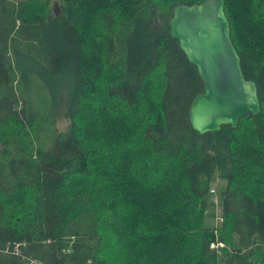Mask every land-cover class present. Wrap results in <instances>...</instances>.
Segmentation results:
<instances>
[{
	"label": "trees",
	"instance_id": "16d2710c",
	"mask_svg": "<svg viewBox=\"0 0 264 264\" xmlns=\"http://www.w3.org/2000/svg\"><path fill=\"white\" fill-rule=\"evenodd\" d=\"M196 1L0 0V264H264V0L223 4L261 108L204 133L167 23Z\"/></svg>",
	"mask_w": 264,
	"mask_h": 264
},
{
	"label": "water",
	"instance_id": "95a60500",
	"mask_svg": "<svg viewBox=\"0 0 264 264\" xmlns=\"http://www.w3.org/2000/svg\"><path fill=\"white\" fill-rule=\"evenodd\" d=\"M225 0L179 2L171 7L170 35L190 64L197 66L202 91L190 100L189 126L199 133L217 130L222 123L235 127L242 114L261 106L256 81L242 73L239 52L229 35Z\"/></svg>",
	"mask_w": 264,
	"mask_h": 264
},
{
	"label": "rangeland",
	"instance_id": "374dc122",
	"mask_svg": "<svg viewBox=\"0 0 264 264\" xmlns=\"http://www.w3.org/2000/svg\"><path fill=\"white\" fill-rule=\"evenodd\" d=\"M58 9V6L55 4V10ZM157 24V21H156ZM36 81V79H35ZM32 86L35 85V82H31ZM35 92H33L32 95H34ZM38 95H40L42 97V93L41 92H37L36 95L34 96V98L36 99V101L41 102V100L43 99V97L41 99H39ZM63 107L58 109V112L56 113V115L53 117V119L51 121H48L46 123V118L49 115V111L47 110L46 113H43L45 116L43 119H41V132H39V138H38V142L37 143H41L43 145L44 140L45 142H47L46 140L49 141V136H50V132L48 130V127H52L53 129L56 128L57 130H64L65 128L68 127L69 123H68V119L66 116H64L65 114L63 113ZM48 130V131H47ZM210 183H211V187H213V192H209V196L210 199L212 200L213 203H211L208 208H207V213L205 216V223L210 224V226L212 225H217L219 224L220 221V216H221V209H220V196H219V192L220 190L223 189V186L225 185V180L219 178L217 175H214L211 177L210 179Z\"/></svg>",
	"mask_w": 264,
	"mask_h": 264
},
{
	"label": "built area",
	"instance_id": "2783aa9c",
	"mask_svg": "<svg viewBox=\"0 0 264 264\" xmlns=\"http://www.w3.org/2000/svg\"><path fill=\"white\" fill-rule=\"evenodd\" d=\"M209 192H213V187H211L210 188V190H209ZM223 242H221V241H217V242H213V243H210V247H213V245L215 246V245H217V244H219V245H221Z\"/></svg>",
	"mask_w": 264,
	"mask_h": 264
}]
</instances>
